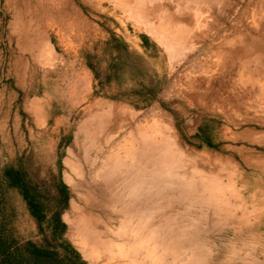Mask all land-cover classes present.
<instances>
[{
  "label": "rangeland",
  "instance_id": "374dc122",
  "mask_svg": "<svg viewBox=\"0 0 264 264\" xmlns=\"http://www.w3.org/2000/svg\"><path fill=\"white\" fill-rule=\"evenodd\" d=\"M0 264H264V0H0Z\"/></svg>",
  "mask_w": 264,
  "mask_h": 264
},
{
  "label": "bare ground",
  "instance_id": "6f19581e",
  "mask_svg": "<svg viewBox=\"0 0 264 264\" xmlns=\"http://www.w3.org/2000/svg\"><path fill=\"white\" fill-rule=\"evenodd\" d=\"M129 141V140H128ZM131 141V140H130ZM129 141V142H130ZM147 141L148 142H151L152 141V139H147ZM128 142V143H129ZM132 142V141H131ZM124 146H122V148H123ZM126 147V146H125ZM127 148V147H126ZM127 149H129V153H128V157L130 158V160H132V162H131V164H133V161H134V159H136L137 157H136V153H134V152H136L137 151V147H136V144L134 143H130L129 144V147L127 148ZM120 150V149H119ZM119 150H115V149H112L111 151H110V155H109V153H108V157H110L111 159H113L112 161H113V165L114 166H119V167H121V169H122V166L123 165H125L124 164V159H123V157L121 156V155H119V153L117 152V151H119ZM127 151V150H126ZM67 157H66V159H65V164H67L69 167H71V169H73V167H75V163H73V151H72V148L71 147H69L68 149H67ZM107 156V155H106ZM107 158V157H106ZM127 163V162H126ZM97 164V163H96ZM129 164V163H128ZM98 165V164H97ZM106 167H107V165H106V162L105 163H103V164H99L98 166H94V170L96 171V174L97 173H102V172H104L105 170L104 169H106ZM118 167V168H119ZM125 167V166H124ZM127 167V169L126 170H131V169H133V166H130V165H128V166H126ZM65 180L67 181V182H70V179H69V176L68 175H65ZM139 181L140 180H138V181H135V180H133L131 183H130V190L132 191V190H134L135 188H137L138 186H139ZM72 205H74V204H72ZM75 206V205H74ZM66 218H67V216H65ZM71 225H73V223L71 222ZM83 252H84V250H83ZM91 254V253H90ZM89 254V256H88V258L89 257H91V255ZM84 255V254H83ZM90 259V258H89Z\"/></svg>",
  "mask_w": 264,
  "mask_h": 264
}]
</instances>
